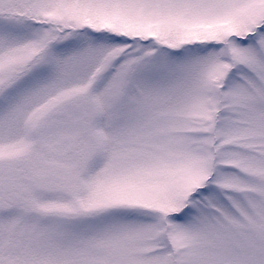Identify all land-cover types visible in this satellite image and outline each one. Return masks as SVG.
<instances>
[{
    "label": "snow or ice",
    "instance_id": "obj_1",
    "mask_svg": "<svg viewBox=\"0 0 264 264\" xmlns=\"http://www.w3.org/2000/svg\"><path fill=\"white\" fill-rule=\"evenodd\" d=\"M0 264H264V0H0Z\"/></svg>",
    "mask_w": 264,
    "mask_h": 264
}]
</instances>
